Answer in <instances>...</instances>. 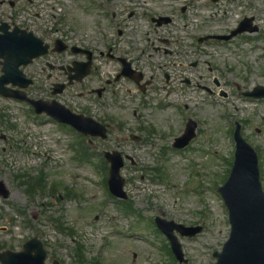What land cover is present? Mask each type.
I'll list each match as a JSON object with an SVG mask.
<instances>
[{"label": "rangeland", "instance_id": "1", "mask_svg": "<svg viewBox=\"0 0 264 264\" xmlns=\"http://www.w3.org/2000/svg\"><path fill=\"white\" fill-rule=\"evenodd\" d=\"M106 3L0 0V20L56 31L75 46L92 44L100 49L109 31L115 32L116 22L123 21L131 32L130 42L145 53L146 37L168 39L175 52L185 51L182 67L169 66V80L165 67L169 57L150 51L148 58L144 53L137 64L145 77L153 79L149 89L135 92L125 83L120 104L107 98L93 104L89 115L109 126L106 140L82 139L46 116L35 115L27 104L0 97V180L9 191L6 200L0 198V251H20L27 240L38 238L48 264L53 260L180 264L154 227V217L162 216L185 226L202 225L197 236L177 235L178 240L186 264H213V252L220 251L229 234L217 187L232 166L235 123L257 152L264 189V99L242 95L264 86V0ZM158 16H169L172 22L154 32L149 19ZM244 18L252 19L255 32H244L229 42L198 43L201 37L229 34ZM175 52L170 60L181 61ZM106 62V69L112 66ZM97 64L105 67L104 60ZM25 71L37 78L28 94L51 100L48 71L42 72L37 63ZM81 91L72 87L54 99L78 111V106L89 104ZM188 118L198 124L196 136L187 148L174 149L173 139ZM130 135L142 139L133 141ZM110 150L135 162L126 160L121 171L129 197L126 204L107 189L108 165L101 155ZM36 178H41L40 184Z\"/></svg>", "mask_w": 264, "mask_h": 264}, {"label": "water", "instance_id": "2", "mask_svg": "<svg viewBox=\"0 0 264 264\" xmlns=\"http://www.w3.org/2000/svg\"><path fill=\"white\" fill-rule=\"evenodd\" d=\"M250 21H243L240 28L229 36L216 37V39L229 40L245 30L255 31L254 28H249ZM0 31L4 32L3 35H0V58L4 60L2 64L4 75L0 77V95L26 101L34 106L36 113L45 112L59 122L70 124L85 134L105 137L101 131L103 128L101 129L90 119L74 116L55 102L51 104L42 101L34 102L23 93L10 91L4 87L8 83L26 87L30 82H23V76L18 71V67L43 54L45 47H42L41 42L33 38L31 34L27 35L18 29H14L12 33H7L4 28H0ZM245 95L262 98L264 97V88H257ZM194 129L195 123L189 121L184 135L176 139L174 147L181 148L187 145L194 136ZM234 138L236 151L233 168L228 180L218 189L228 210L231 229L229 239L224 244L222 252L214 254L217 257L216 264H264V193L259 182L257 158L254 151L240 137L238 126ZM105 156L111 163L110 191L116 197L125 199L126 195L122 190L123 179L119 175L123 165L122 160L117 153ZM0 193L3 197L7 196L2 182H0ZM156 223L170 240L175 257L180 262L184 261L180 246L172 236V231L179 229L182 235L192 236L198 233L200 228L176 227L174 224L160 219L156 220ZM24 249V252L18 254L11 252L0 254V264H43L45 254L37 240L34 239L26 243Z\"/></svg>", "mask_w": 264, "mask_h": 264}, {"label": "flooded vegetation", "instance_id": "3", "mask_svg": "<svg viewBox=\"0 0 264 264\" xmlns=\"http://www.w3.org/2000/svg\"><path fill=\"white\" fill-rule=\"evenodd\" d=\"M104 2L106 3L107 0H104ZM106 5H108V3H106ZM132 15L133 13L131 14V16ZM112 18H117V15L112 14ZM151 19L152 18L149 19V24L153 27L154 32L157 31V29L164 27H156L155 24L151 22ZM171 22L172 19L170 18V23ZM115 25V29L113 28L115 32L109 31L110 38L105 37L106 40L103 43L104 45L100 49H97L92 44L80 46L81 48L91 53L92 65L90 69V74L81 82H75L70 87L82 88L81 96L85 97V99L89 102L87 106L81 107L83 113L89 112L93 104H97L100 101L105 100L106 98L108 99V101L119 99L118 94H120L122 91V83L127 82L126 79L118 78V75L121 71V58L125 59L130 64V67L133 71L140 73L141 75L143 74L145 76V74L137 64L138 59L144 58L143 56L145 52L139 50L134 42H130L131 32H129L128 29L125 27L123 21L116 22ZM26 27L35 28L38 36L47 44H53L58 39L63 41L65 44H68L69 42V39L66 36H58L56 31L47 32L45 29H41L38 26H31L29 24H26ZM145 41L147 47V52L145 54L148 58H152V54L150 51L155 52L157 54L161 53L162 57H169L167 58V63L165 64V67H168L166 72H171L169 68L170 65L173 67V69L182 67L184 65L183 61L185 58V51L182 49L180 50V52H175L169 47V45H171L172 43L168 39L161 37H146ZM124 43L128 45L127 49H122L120 47V45H124ZM180 47L181 46H179V49H181ZM174 52L177 53L175 55L177 58L181 56L182 62L170 60ZM84 55L85 56L77 55V57H75L74 59H71L69 62H66L62 54L50 52L45 57L38 59V61H40L42 71H45L46 69L48 70L47 80L51 81L50 84L54 86L56 84H66L68 82V77L70 75L73 76L75 74V70H70L68 69V67H71L73 63L85 61L87 53H85ZM99 59L105 61V67L103 69H101L97 64ZM107 60L110 61L109 63L113 62L114 64L111 63L112 66L106 69ZM144 81H147L148 84H146V82H143L139 83L138 86L132 85L134 90L143 93L146 92V90L149 89L153 82L152 77Z\"/></svg>", "mask_w": 264, "mask_h": 264}]
</instances>
